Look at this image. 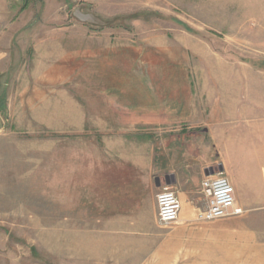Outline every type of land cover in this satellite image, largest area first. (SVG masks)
<instances>
[{
	"label": "rangeland",
	"instance_id": "1",
	"mask_svg": "<svg viewBox=\"0 0 264 264\" xmlns=\"http://www.w3.org/2000/svg\"><path fill=\"white\" fill-rule=\"evenodd\" d=\"M259 8V0H0V264L207 263L202 240L188 253L165 242L162 254L145 258L149 246H133L130 259H115L93 223L91 182L104 140L125 126L117 117L166 108L140 101L173 99L181 84H205L213 100L242 98L245 110L264 101ZM181 125L136 129L159 141ZM257 215L206 222L212 264H264Z\"/></svg>",
	"mask_w": 264,
	"mask_h": 264
},
{
	"label": "crops",
	"instance_id": "2",
	"mask_svg": "<svg viewBox=\"0 0 264 264\" xmlns=\"http://www.w3.org/2000/svg\"><path fill=\"white\" fill-rule=\"evenodd\" d=\"M259 3L264 26V0ZM233 87L243 90L238 84ZM175 90L173 99L135 104L166 108L148 115L128 110L123 120L116 118L123 130L104 140L102 162L91 182V214L101 243L111 244L109 251L119 261L131 258L133 246L137 251L149 246V251L141 250L150 258L153 248L163 253L165 242L188 253L202 240L208 250L204 264H212L218 255L210 256L211 227L196 219L206 206L201 192L206 176L223 173L230 180L241 214H258L256 219L264 214V101L252 98L245 110L242 98L241 104L237 99L213 100L211 94L206 98L211 89L205 84H181ZM163 124L182 125L159 141L136 129ZM164 185L176 189L182 204L178 221L170 226L158 221L157 194Z\"/></svg>",
	"mask_w": 264,
	"mask_h": 264
},
{
	"label": "built area",
	"instance_id": "3",
	"mask_svg": "<svg viewBox=\"0 0 264 264\" xmlns=\"http://www.w3.org/2000/svg\"><path fill=\"white\" fill-rule=\"evenodd\" d=\"M201 192L206 206L198 212L197 221L212 222L242 213V209L236 205L234 187L223 173L207 176L201 183ZM157 206L161 225L170 226L178 221L182 204L175 190L163 187L157 194Z\"/></svg>",
	"mask_w": 264,
	"mask_h": 264
}]
</instances>
